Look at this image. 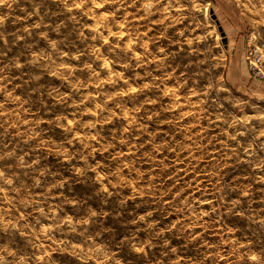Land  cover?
Segmentation results:
<instances>
[{"label": "rangeland", "instance_id": "374dc122", "mask_svg": "<svg viewBox=\"0 0 264 264\" xmlns=\"http://www.w3.org/2000/svg\"><path fill=\"white\" fill-rule=\"evenodd\" d=\"M0 264H264V0H0Z\"/></svg>", "mask_w": 264, "mask_h": 264}, {"label": "water", "instance_id": "95a60500", "mask_svg": "<svg viewBox=\"0 0 264 264\" xmlns=\"http://www.w3.org/2000/svg\"><path fill=\"white\" fill-rule=\"evenodd\" d=\"M223 33H224V32H223ZM223 41H224L225 43H227L228 38L226 37V35H224V37H223Z\"/></svg>", "mask_w": 264, "mask_h": 264}, {"label": "built area", "instance_id": "2783aa9c", "mask_svg": "<svg viewBox=\"0 0 264 264\" xmlns=\"http://www.w3.org/2000/svg\"><path fill=\"white\" fill-rule=\"evenodd\" d=\"M255 66H256V64H255Z\"/></svg>", "mask_w": 264, "mask_h": 264}]
</instances>
